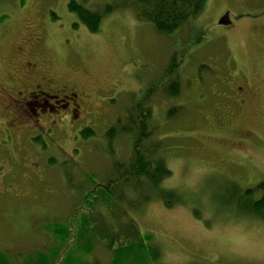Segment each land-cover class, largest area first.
<instances>
[{"label":"rangeland","instance_id":"1","mask_svg":"<svg viewBox=\"0 0 264 264\" xmlns=\"http://www.w3.org/2000/svg\"><path fill=\"white\" fill-rule=\"evenodd\" d=\"M69 1L0 0V17L5 16L0 25V261L24 264L39 252H55L60 264L65 252L74 251L80 258L70 264L112 263V253L100 241L91 239V245L80 232L95 213L108 216L91 200L99 199L96 185L113 177L115 189L121 188L112 163L131 155L125 135H117L108 148L107 129L154 87L150 124L158 154L171 171L160 187L176 190L179 200L166 208L159 197L144 201L152 192L148 186L136 194L126 190L128 200L141 206L123 205L127 217L120 220L131 219L161 254L152 263L146 247L134 249L120 264H264V221L241 213L230 193L233 184L244 189L264 179V29H253L264 15V0H207L196 19L170 36L139 21L132 8L114 11L97 33H89L68 11ZM115 1L85 4L94 10ZM225 9L236 24L230 32L216 23ZM195 29L204 33L191 48ZM204 50L208 56L227 52L249 74L257 71L254 109L231 126H217L213 113L197 104L208 96L193 82V63H212ZM24 51L41 62L53 82L49 91L65 84L79 92V112L70 118L53 114L51 130L26 121L35 125L33 117L4 110L2 90ZM173 56L180 63L172 76L180 91L170 98L163 94L162 78ZM87 127L94 136L82 139Z\"/></svg>","mask_w":264,"mask_h":264},{"label":"trees","instance_id":"2","mask_svg":"<svg viewBox=\"0 0 264 264\" xmlns=\"http://www.w3.org/2000/svg\"><path fill=\"white\" fill-rule=\"evenodd\" d=\"M206 1L116 0L111 4L107 3L103 7L91 10L86 7L87 0H71L67 3V9L75 15L77 21L84 25L89 33H97L103 19L114 11L120 8H132L139 21L149 23L160 35L170 36L190 20L197 18L203 11ZM4 19L5 16L0 17V25ZM73 26L76 28L77 24ZM179 65L180 63L175 62V56H173L164 72L165 76L163 75L162 78L165 83L163 86L164 96L173 98L179 94L178 80L172 78ZM153 89L154 87L149 89L143 97L141 96L140 100L134 102L130 108L123 112L124 115L107 129L108 148L110 149V144L117 135H125L131 139V155L126 162L115 160L112 163L113 169L123 182L122 185H119L121 188L115 189L114 186L117 183L113 182L115 181L113 177H107L103 184L96 185L95 195L99 196V199L93 197L91 200L98 201V204L103 205L109 212L108 216H102L100 212L95 213L89 218L91 221H84L83 230L80 232H84L91 245V239L98 240L112 253L111 264H120L122 257L129 256L134 249L143 250L146 247L152 263L161 254L159 250L148 246L150 241H147L150 236L143 237L131 219L126 223L120 220V218L127 217L123 205L133 210L139 205L141 206V203L128 200L126 190L136 194L143 188L147 189L148 186L152 192L144 201L159 197L166 208H172L179 200L176 190L160 187L162 182L171 176V171L163 157L158 154L159 142L155 138V128L150 124L152 117L150 93ZM173 115L174 112L170 111L169 116ZM80 136L83 137L82 139H87L94 136V131L88 127L84 128L80 132ZM230 193L235 196L236 207L241 213L264 221V179L258 184L244 189L233 184ZM89 249L90 247H87L86 251ZM39 253V258L36 257V254L24 264H55L59 258L55 252L52 254ZM77 257L80 258L76 252L67 251L60 264H70ZM0 258H2L1 255ZM3 259L0 264H12L7 258ZM79 264L89 263H81L79 260ZM90 264L99 263L95 261Z\"/></svg>","mask_w":264,"mask_h":264},{"label":"flooded vegetation","instance_id":"3","mask_svg":"<svg viewBox=\"0 0 264 264\" xmlns=\"http://www.w3.org/2000/svg\"><path fill=\"white\" fill-rule=\"evenodd\" d=\"M229 16V10L225 9L218 16L216 22L228 32L236 27ZM225 17L228 19V24L221 25L219 21ZM256 19H258V24L253 25L254 31L264 29V15H260ZM203 33L204 29H199V31L195 29L192 32L189 42L191 48L201 43H199L200 35ZM36 43L38 45V38ZM21 50L22 48H20ZM24 52L13 62L15 73L8 76L7 88L2 90L3 98L6 101L4 110L11 111V114L22 115L23 118H25L24 116L33 117L35 125L29 121L28 117L26 121L32 126L42 125L43 128L51 130L56 126V122L51 120L54 118L53 114L56 113L58 116L63 113L64 116L68 115L70 118L72 117L71 112H79L81 106L79 92L71 91L65 84L49 91L48 88L53 82L49 80L47 73L39 65L41 62L36 63L28 52ZM203 53L206 61L212 63L199 66L195 62L193 63V82L197 83L201 90H205L206 95L208 94L207 97H200L197 104L208 109L205 113H213L212 117L219 121L215 123L219 127L231 126L234 120H244L245 110L254 109L257 98L253 82L257 71L253 69L249 74L240 68L227 52L213 53L210 56H208L207 50H204ZM5 90L15 98L16 105L9 104ZM258 111H260L259 108L257 113ZM81 119L79 118V120Z\"/></svg>","mask_w":264,"mask_h":264},{"label":"water","instance_id":"4","mask_svg":"<svg viewBox=\"0 0 264 264\" xmlns=\"http://www.w3.org/2000/svg\"><path fill=\"white\" fill-rule=\"evenodd\" d=\"M219 23H220L221 25H227V24H228V19L225 17V18L221 19V20L219 21Z\"/></svg>","mask_w":264,"mask_h":264}]
</instances>
